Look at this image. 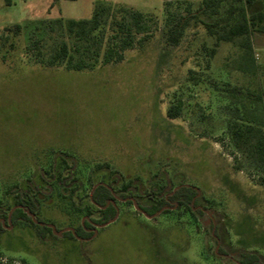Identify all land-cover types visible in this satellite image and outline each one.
<instances>
[{
	"label": "rangeland",
	"instance_id": "obj_1",
	"mask_svg": "<svg viewBox=\"0 0 264 264\" xmlns=\"http://www.w3.org/2000/svg\"><path fill=\"white\" fill-rule=\"evenodd\" d=\"M104 2L153 14V37L93 71L48 66L67 40L51 23L90 19ZM262 10L264 0L251 13ZM165 15L163 0H0V214L24 192L39 206L34 219L55 235L42 239L25 221L9 226L0 217V264H238L244 253L264 264V175L243 163L225 130L229 89L264 95V34L251 37L254 64L244 75L233 67L240 52L232 45L209 56L214 41L200 25L179 47L167 46ZM15 24L24 30L7 41L3 29ZM59 154L77 161L79 181L69 187L49 175ZM98 165H109L98 170L99 184L113 174L120 182L117 215L94 225L87 241L65 238L70 225L90 220L85 205ZM69 172L63 165L60 173ZM126 183L140 188L132 204L120 198ZM165 185L194 188L198 207L189 213L169 200L167 213L143 215Z\"/></svg>",
	"mask_w": 264,
	"mask_h": 264
},
{
	"label": "trees",
	"instance_id": "obj_2",
	"mask_svg": "<svg viewBox=\"0 0 264 264\" xmlns=\"http://www.w3.org/2000/svg\"><path fill=\"white\" fill-rule=\"evenodd\" d=\"M75 2L77 0H69ZM262 0H163L165 9V30L163 37L169 47H179L186 34L193 26H201L206 35L214 41L209 51V56L214 57L217 49L223 43L232 45L239 52V56L232 62L234 69L244 75L252 73L254 54L252 47V35L264 34V10L252 12V8ZM173 2V4H172ZM174 3L182 5L179 10L172 8ZM52 26L63 32L67 40L54 49L48 58L50 67H65L70 72L93 71L99 64L109 65L121 63L125 60L128 51L142 48L152 37L158 25V20L153 14L143 13L139 10L126 7L121 4L97 3L90 19L53 21ZM25 26L15 24L7 26L3 32L8 34L6 40L17 38L23 32ZM156 27V28H155ZM155 28V29H154ZM156 32V31H155ZM26 54L27 48H26ZM192 74V71H190ZM193 76L190 80H194ZM230 102L226 110V133L234 150L241 154L243 163L250 169L264 175V95L250 92L249 89L232 87L228 91ZM180 105L170 107L167 117L170 120L178 118ZM58 163V165H57ZM69 168L68 176L60 173L62 166ZM109 165H98L90 177L91 189L98 185L87 196L85 213L90 220L82 224L71 226L72 231L64 232L66 238L89 240L94 235V225H106L117 215L116 187L119 185L115 174L110 178L105 177L99 184L98 170L109 168ZM77 161L66 154H59L56 165L51 167L53 179L57 178L60 186L69 187L76 183L75 169ZM58 174L57 177L55 175ZM112 179V180H109ZM40 185L37 189H40ZM165 185L160 189L159 201L150 208H142L149 216L156 213H167L168 201H173L184 208L186 212L193 213L198 207V192L192 187ZM121 200L132 204L129 198L139 192V187L132 183H126L122 187ZM76 190H71V194ZM165 194H171L166 197ZM24 199V192L18 193L17 200L7 211L0 214L5 224L16 226L19 220H23L34 227L39 236L45 239L48 234L55 236L53 230L47 225L35 224L27 212L38 216L39 206L29 194ZM76 207V205H75ZM80 210L79 207H76ZM203 215V211L199 210ZM39 223H43L37 218ZM90 230H93L91 232ZM4 231L3 225L0 232ZM74 234V235H73ZM223 253V251H220ZM238 264H260V258L254 254L244 253Z\"/></svg>",
	"mask_w": 264,
	"mask_h": 264
},
{
	"label": "water",
	"instance_id": "obj_3",
	"mask_svg": "<svg viewBox=\"0 0 264 264\" xmlns=\"http://www.w3.org/2000/svg\"><path fill=\"white\" fill-rule=\"evenodd\" d=\"M98 185H96L94 188H93V191L95 190V188L97 187ZM176 191V190H175ZM174 191V192H175ZM92 194V193H91ZM143 215H146L147 216V214L145 213V212H143V211H140ZM27 215L28 216H30L31 218H32V220H33V222L35 223V224H41L42 225V223H39L36 219H34V216L31 214V213H29V212H27ZM154 216H156V215H154ZM154 216H152V217H150V218H153ZM112 222V221H111ZM110 223V222H109ZM51 228H53L52 226H50ZM69 231H71V230H69Z\"/></svg>",
	"mask_w": 264,
	"mask_h": 264
}]
</instances>
